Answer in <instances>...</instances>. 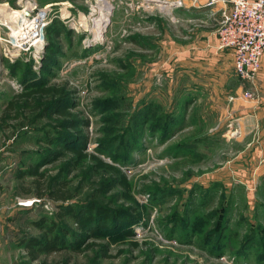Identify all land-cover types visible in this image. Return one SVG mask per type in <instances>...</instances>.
I'll return each mask as SVG.
<instances>
[{
    "label": "rangeland",
    "instance_id": "374dc122",
    "mask_svg": "<svg viewBox=\"0 0 264 264\" xmlns=\"http://www.w3.org/2000/svg\"><path fill=\"white\" fill-rule=\"evenodd\" d=\"M139 1L34 0L45 7L41 45L9 58L0 40V264H264V167L258 173L256 157L242 160L239 137L222 135L225 112L173 61L178 22L153 1ZM103 15L102 39L92 41L83 28ZM52 21L58 35L48 41ZM4 31L0 26V36ZM51 83L70 90L68 110L86 121L83 151L113 163L129 181L127 197L118 185L93 193L115 217L100 237L87 239L105 242L110 256L95 247L63 248L30 259L19 243L22 233L40 234L30 220L53 216L55 207L46 196L21 194L31 177H18L17 169L59 151L39 169L64 177L71 190L64 202L75 203L107 175L95 174L88 158L73 162L67 148L75 139L67 134L74 131L45 107L47 97L33 93L4 108L14 94ZM57 221L72 227L67 216Z\"/></svg>",
    "mask_w": 264,
    "mask_h": 264
},
{
    "label": "trees",
    "instance_id": "16d2710c",
    "mask_svg": "<svg viewBox=\"0 0 264 264\" xmlns=\"http://www.w3.org/2000/svg\"><path fill=\"white\" fill-rule=\"evenodd\" d=\"M57 27L55 21L45 26L44 33L48 41L52 36L58 35ZM51 50L53 51L52 48ZM33 93H38L37 95L39 97H47L48 101L45 107H50L52 113L57 114L62 119L65 118V125L73 129V134H67V136L73 135L72 137L75 139V146L67 148L73 154V162L78 163L88 158L91 160L90 165L94 169L95 174L101 175V172H104L107 175L101 178L99 185L90 191L85 201L75 203L71 201L64 202L71 196L70 187L64 177H60L57 174L46 176L45 172L39 169L42 163L54 160L59 156V151H53L49 160L44 158L41 161L17 169L16 175L18 177L22 178L25 175L31 177L28 187L22 188L21 194H34L38 198L46 196L54 202L55 207L53 216L41 214L31 219L30 223L39 230L40 234L32 235L22 233L19 238V243L25 249L30 259L36 258L38 252L46 253L63 248L72 252H80L95 247V252L100 257L110 256L111 253L108 252L105 242L98 239H87L90 236L100 237V227H103L110 217H115V215L112 216L114 210L106 204L99 203L95 200L93 193L97 190L101 192L104 189L111 188L113 185H118L123 195L127 197L129 181L125 174L113 163L106 162L92 153L83 151L85 136L80 127V123L85 124L86 121L74 117L68 110V107L72 103L70 90L65 88L63 84L51 83L30 87L22 93L14 94L8 99L4 108H12L15 99H27ZM58 136L59 134H55L50 141H56ZM112 158L115 161L117 156L113 154ZM66 216L71 219L72 227H68L57 221V219ZM112 224L114 223L112 222L109 226H112Z\"/></svg>",
    "mask_w": 264,
    "mask_h": 264
},
{
    "label": "crops",
    "instance_id": "0c3cea01",
    "mask_svg": "<svg viewBox=\"0 0 264 264\" xmlns=\"http://www.w3.org/2000/svg\"><path fill=\"white\" fill-rule=\"evenodd\" d=\"M183 1L182 6L173 8L179 18L172 44L173 61L187 66L189 76L194 78L190 84L204 90L212 104H219L225 112L222 135L226 140L239 137L242 153H245L242 160L247 163L256 157L259 173L264 167V52L253 81L241 82L233 71L231 51L216 47L215 28L221 4L204 5L205 0ZM233 80L237 82L234 87ZM244 89L254 91L255 97L229 99ZM228 115L237 118L235 131L225 127Z\"/></svg>",
    "mask_w": 264,
    "mask_h": 264
},
{
    "label": "built area",
    "instance_id": "2783aa9c",
    "mask_svg": "<svg viewBox=\"0 0 264 264\" xmlns=\"http://www.w3.org/2000/svg\"><path fill=\"white\" fill-rule=\"evenodd\" d=\"M95 1L103 2L104 0ZM152 1L157 5L158 10L166 13L171 21H179L171 9L182 6L183 0H171L173 4L162 0H140L139 4L150 6L149 3ZM19 2L20 5L17 8H12L8 4L0 6V26L5 27V36H0V40L4 42L1 51L9 58L20 49L26 50L30 46L41 45L42 26L47 22L44 19L45 7H37L34 0H19ZM215 3L221 4L215 28L216 47L231 51L234 74L241 82L251 83L259 69L260 58L264 52V0H205L203 2L204 5ZM99 17L91 20L89 28H83L91 32L89 39L92 41L102 39L106 21L101 25L97 21ZM237 96L249 99L254 98L255 94L252 90L244 89L239 95L229 96V99ZM225 127L235 131L237 118L229 116ZM31 201L32 199H29L21 203L29 204Z\"/></svg>",
    "mask_w": 264,
    "mask_h": 264
},
{
    "label": "bare ground",
    "instance_id": "6f19581e",
    "mask_svg": "<svg viewBox=\"0 0 264 264\" xmlns=\"http://www.w3.org/2000/svg\"><path fill=\"white\" fill-rule=\"evenodd\" d=\"M102 4L104 6V10L107 11L110 6L107 3H102ZM106 20H107L106 16H104V18L101 16L97 21H99L102 25ZM39 40H41V39L39 38Z\"/></svg>",
    "mask_w": 264,
    "mask_h": 264
},
{
    "label": "water",
    "instance_id": "95a60500",
    "mask_svg": "<svg viewBox=\"0 0 264 264\" xmlns=\"http://www.w3.org/2000/svg\"><path fill=\"white\" fill-rule=\"evenodd\" d=\"M162 1H165V2H168L170 4H173V1H171V0H162Z\"/></svg>",
    "mask_w": 264,
    "mask_h": 264
}]
</instances>
